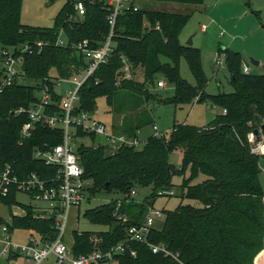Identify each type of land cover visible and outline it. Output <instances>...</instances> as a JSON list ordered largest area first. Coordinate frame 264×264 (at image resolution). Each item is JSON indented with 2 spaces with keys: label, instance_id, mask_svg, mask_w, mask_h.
Segmentation results:
<instances>
[{
  "label": "trees",
  "instance_id": "obj_1",
  "mask_svg": "<svg viewBox=\"0 0 264 264\" xmlns=\"http://www.w3.org/2000/svg\"><path fill=\"white\" fill-rule=\"evenodd\" d=\"M146 1L199 6L205 0ZM22 5L23 0H0V47L21 49L35 42H44L47 46L41 53L35 47L33 54H25L26 71L22 75L35 84L16 83L0 95V173L8 164L21 182L36 175L50 186L57 177L58 168L36 159L34 153L48 152L62 144L64 131L44 124L29 138L23 139L22 127L29 118L26 113L15 112L38 103L43 89L48 88L50 110L62 116L63 96L56 92V83L50 73L55 69L58 79L65 80L83 73L88 66L87 61L72 49V45L89 40L92 47H99L109 33L108 12L97 2H87L85 19L69 24L67 18L72 9L67 0L54 27L45 29L22 24ZM144 21L149 24L147 29ZM188 22V16L143 9L118 17L115 55L100 65L80 87L74 115L82 112L93 114L97 100L105 98L114 115L122 118L118 126L119 135L137 137L139 129L149 122L144 120L146 108H142L141 113L134 112L144 105L142 99L146 103L152 101L150 88L155 85L157 75H163L175 86V96L163 104L179 106L194 101L200 104L210 102L220 107L222 114L204 127L176 125L169 139L152 136L141 150L134 147L111 150L105 144L77 147L85 178L93 182L91 196L101 192H119L124 195V200L117 213L118 201H112L85 214L92 223L106 226L108 230L75 232L72 248L75 257L87 256L97 247L109 250L124 241L126 230L142 224L157 199L172 196L173 190L182 200H195L202 205L197 208L181 204L174 211L164 212V223L149 237L151 243L164 245L170 253L178 256V261L163 253H153L147 245L134 243L132 248L137 256L116 257L114 264H255L256 257L264 249L261 168L264 156L254 152L249 138L264 123V75L244 74L241 56L224 50L235 91L207 95L208 80L202 68L201 52L193 46H183L180 41ZM60 28L65 30L68 38L67 47L55 45ZM121 55L127 57L132 69L141 70L139 77L142 75L143 80L126 78ZM182 58L186 59L196 78L195 87L180 75ZM223 110L227 113L223 114ZM112 128L114 131L115 125ZM74 131L76 138H96L80 128ZM181 146L184 156L182 165L178 167L170 162V156ZM200 175L207 179L193 184ZM176 176L183 177L177 189L173 184ZM137 187H152V193L144 204L134 202V196H131ZM19 192L17 186H11L6 197L0 194V202L8 207L17 205ZM24 210L23 217L13 216L11 230H26L31 235L43 237L44 241L56 239V224L47 212L39 213L26 205ZM119 216L128 217L129 221L125 224L118 220Z\"/></svg>",
  "mask_w": 264,
  "mask_h": 264
},
{
  "label": "rangeland",
  "instance_id": "obj_2",
  "mask_svg": "<svg viewBox=\"0 0 264 264\" xmlns=\"http://www.w3.org/2000/svg\"><path fill=\"white\" fill-rule=\"evenodd\" d=\"M66 2L67 0H23L21 22L23 25L30 27L53 28L55 20ZM140 5L143 10L149 12L174 13L189 17V22L180 35V41L183 46H187L189 39L193 38V48L200 50L202 68L208 80L205 90L207 95L215 96L220 93L231 94L235 91L232 76L227 67L224 50H231L241 56L242 70L248 66L251 70L250 74L264 75V0H205L202 5L204 6L203 8H201V5H183L152 1H144ZM257 14L260 16H257ZM203 27L206 28L205 32L202 30ZM219 56L223 60V66L220 68L216 66V60ZM251 59L259 62V66H254L251 63ZM140 72L141 70L139 69H132L131 78L135 80L140 78V80H143L142 75L139 77ZM22 74L24 75V72L21 73L19 80L21 84L30 86L35 84L34 81L25 79ZM50 75L56 83V92L61 94L63 98L66 97L68 91L74 89V85L70 80L60 82L55 69L51 71ZM180 75L191 86H197L196 78L185 58H182L180 62ZM158 81L165 82L166 87L159 88L157 86ZM154 83L155 85L150 88L152 101L146 103L142 99L144 105L134 112L141 113L142 108H146L145 111H147V114H145L144 120L149 122L136 133L140 141L137 149H143L148 139L155 136V126L159 132L166 134L167 136L165 137L169 139L176 125L186 123L192 126L204 127L208 126L218 115L222 114V109L212 105L210 102L200 104L194 101L190 104H182L179 106L163 104L164 101L175 96V86L163 75H157ZM92 116L94 119L105 123L109 129L111 125H115L114 132L115 134H119L118 126L122 118L119 115H114L112 108L108 106L105 98L97 100V106ZM74 133V129H71V136H74ZM254 137L252 136V139L255 141ZM105 141V137L102 136H96L95 139L90 137L81 139L75 136L72 138V143L76 147L81 145L98 146L104 144ZM253 146H257L255 142H253ZM183 156L184 148L181 146L171 154L170 162L180 167L183 162ZM188 175L189 173H187L186 177ZM206 179V176L200 175L193 184L202 183ZM90 181L93 187V182L92 180ZM182 181V176L173 178V184L176 189L182 184ZM92 187L89 189L87 200L81 208L78 210L72 209L69 213L64 243L70 250L74 247L75 232L99 233L108 230V227L92 223L87 219L85 214L88 211L112 201H118L117 213L124 200V195L119 192L112 194L101 192L96 193L95 196H91L90 190ZM135 191L136 196L133 197L134 202L144 204L152 193V187H137ZM173 191L172 196L159 197L153 208L168 212L174 211L181 204L192 205L197 208L202 207L198 201L182 200L178 192ZM17 202L18 204L12 207H7L0 202V217L6 221L11 220L13 216L23 217L22 215L25 214V205L32 206L39 213L44 214L49 207L48 203L36 201L24 192L17 194ZM47 214L50 218L54 219L55 224L62 223L64 220L62 217L51 215L48 212ZM117 218H119L118 220L121 219L124 223L129 221L128 217L119 216ZM14 234L13 241L20 245H23L29 236L25 231L21 230L15 231ZM93 237L95 238L96 236ZM43 264L57 263L54 256H50Z\"/></svg>",
  "mask_w": 264,
  "mask_h": 264
},
{
  "label": "built area",
  "instance_id": "obj_3",
  "mask_svg": "<svg viewBox=\"0 0 264 264\" xmlns=\"http://www.w3.org/2000/svg\"><path fill=\"white\" fill-rule=\"evenodd\" d=\"M97 2L104 6L108 12L109 33L100 42L99 47H92L89 40H84L78 44L72 45V49L81 54L87 61V68L82 74L72 77L70 82L74 89L67 92L62 100L64 112L61 115L51 112V94L48 88H44L40 96V101L29 109L20 108L15 113L28 115L29 121L22 127L23 139L29 138L33 132L41 125H47L51 129L60 128L64 131V141L48 152L36 151L34 157L43 160L48 166H56L58 173L56 179L49 186L36 175L30 179L21 182L15 174V170L10 165H5L0 173V194L6 197L9 194L11 186H17L18 190L39 202L49 204L47 212L51 215L62 217V223L56 224L57 237L54 241H44L43 237L36 234L31 235L27 243L17 244L12 239V230L9 222H3L0 218V264H43L50 256H54L57 264H114L116 257L130 254L136 257L137 253L132 248V244L140 243L147 245L153 253H163L171 256L178 261V256L170 253L164 245H155L149 241L152 231L160 227L165 221L163 210L149 208L145 220L140 225L130 226L126 230V239L109 250H103L101 247L95 248L87 256L75 257L64 243V236L69 220V213L74 208H81L87 200L88 191L92 187L91 181L85 178L84 168L80 164V158L77 155V147L72 143L70 134L71 129H82L84 132L94 134L95 136L105 137V145L111 150H117L121 147H134L140 145L137 137L130 138L125 135H119L112 132L105 123L93 118L92 114L82 112L74 115V109L79 102L78 90L85 83L88 77L92 76L100 65L106 63L115 55L116 26L117 19L126 13H137L142 10L141 3L146 0H69L72 13L68 15L69 24L80 23L85 19L87 2ZM148 22L144 21V28L147 29ZM159 30L160 27L158 26ZM203 31L206 29L202 28ZM56 46L67 47L68 38L65 30L60 28L56 33ZM47 46L44 42H35L25 45L21 49L0 47V95L16 83H20L22 64L25 62V54H33L35 47L37 52L41 53ZM124 63L123 72L127 79H131L132 67L126 56L121 55ZM216 66H223V60L219 56L216 60ZM250 68H244V74H250ZM65 79H60V82ZM159 88H165L163 81L157 83ZM227 111L223 110V114ZM155 136L162 138L167 136L159 132L154 127ZM251 137L254 135L251 134ZM259 147H254V152L259 153ZM173 192H171V195ZM131 196H136L132 192Z\"/></svg>",
  "mask_w": 264,
  "mask_h": 264
},
{
  "label": "crops",
  "instance_id": "obj_4",
  "mask_svg": "<svg viewBox=\"0 0 264 264\" xmlns=\"http://www.w3.org/2000/svg\"><path fill=\"white\" fill-rule=\"evenodd\" d=\"M205 2V1H204ZM204 4V3H203ZM202 4V5H203ZM201 5V8H203L204 6H202ZM203 30V29H202ZM206 31V29L204 30V32ZM260 64V63H259ZM259 66V65H258ZM250 68V67H249ZM140 70V69H139ZM222 113V112H221ZM184 124H186V123H184ZM189 125V124H188ZM112 126L113 125H111V128H110V130L112 131V132H114L113 131V128H112ZM261 135L260 136H255L254 138H255V141L252 139V137H249L250 138V142L253 144V142H255L256 143V145L257 146H254V147H259V155H261V156H264V133H260ZM261 168H262V182L264 181V160H262L261 161ZM264 184V183H263ZM31 197V196H30ZM8 207V206H7ZM74 209H77L78 210V208H74ZM25 215V214H24ZM24 215H22V216H24ZM1 218V217H0ZM2 219V218H1ZM3 220V222H9V224L11 225V227H12V224H13V218L11 219V220H9V221H6V220H4V219H2ZM19 229H12V239H13V237H14V233H15V231H18ZM21 230V229H20ZM21 231H25L29 236H28V238L26 239V241L24 242V243H27L28 242V240H29V237L31 236V234L28 232V231H26V230H21ZM14 240V239H13ZM260 256H262L261 257V259H260V261H259V264H264V250H263V252L259 255V257ZM259 257H257V259L255 260V264H257V260L259 259Z\"/></svg>",
  "mask_w": 264,
  "mask_h": 264
},
{
  "label": "water",
  "instance_id": "obj_5",
  "mask_svg": "<svg viewBox=\"0 0 264 264\" xmlns=\"http://www.w3.org/2000/svg\"><path fill=\"white\" fill-rule=\"evenodd\" d=\"M187 46H193V38H190L189 41L187 42ZM251 63L254 65V66H258L259 65V62L251 59ZM22 71L25 72L26 71V62H24L22 64ZM264 133V123L262 124L260 130H255L253 135L254 136H258L260 133Z\"/></svg>",
  "mask_w": 264,
  "mask_h": 264
}]
</instances>
